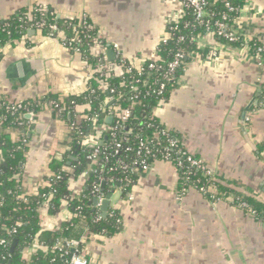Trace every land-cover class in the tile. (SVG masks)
I'll list each match as a JSON object with an SVG mask.
<instances>
[{"label": "crops", "instance_id": "1", "mask_svg": "<svg viewBox=\"0 0 264 264\" xmlns=\"http://www.w3.org/2000/svg\"><path fill=\"white\" fill-rule=\"evenodd\" d=\"M37 5L61 19L87 13L106 43L102 50L107 61L116 60L114 45H118L135 68L155 59L168 24L183 13L180 0H0V22ZM32 31L3 49L0 96L16 103L50 94H83L91 81L81 57L65 49L59 39ZM235 32L247 45L253 40L264 45V0H246ZM198 44L209 54L187 66L154 115L222 181L264 204V107L259 106L258 84L264 78L263 66L247 45L224 47L211 33ZM105 117L107 124L112 116ZM27 120L28 152L18 182L23 194L35 195L48 186L54 175L50 165L69 150L71 134L49 110ZM2 133L14 143L21 141L18 131ZM88 177L87 173L71 180L73 194H83ZM178 182L174 166L155 162L129 197L117 189L111 208L122 214L121 232L112 239L93 237L84 249L86 259L92 264H264V222L231 201L212 204L194 189L178 202ZM65 208L55 217L42 209L43 229H59L69 218ZM21 251L27 262L35 252Z\"/></svg>", "mask_w": 264, "mask_h": 264}, {"label": "trees", "instance_id": "2", "mask_svg": "<svg viewBox=\"0 0 264 264\" xmlns=\"http://www.w3.org/2000/svg\"><path fill=\"white\" fill-rule=\"evenodd\" d=\"M203 1L205 14L202 20L196 19L193 9L185 8V15L179 23L171 30L167 29L171 38L159 46L154 61L144 63L143 71L134 69L132 72H124L122 76L105 77L98 72L100 66H104L106 70V67L119 64V61L108 62L106 55L102 60L95 56L96 47L100 44L102 49H105L106 43L99 38V30L90 20L89 24L93 25V28L88 29L83 27L80 20L58 19L49 9L47 12L34 14V19L31 20L26 18L28 11L21 10L0 22V50L28 37V30L36 29L38 23L45 25L41 33L45 36L50 33L48 28L51 25L57 26L59 33L65 34L68 43H72L77 35L80 36L83 44L79 47V56L94 73L93 80L83 94L67 97L50 94L38 100H27L18 111L12 110L15 102L11 103L0 96V241H6L4 246L0 245V264H70L72 255L84 254L87 243L93 237L112 239L121 232V212L110 208L108 215L103 217L101 209L93 206L96 198L94 188H100L103 198L117 189L127 198L145 172L141 165L143 160L150 167L155 162H164L162 154L168 147L167 137L157 138V134L167 129L155 117L154 111L177 87L187 66L195 58L209 54L210 50H202L199 47V39L211 33L224 47L239 49L247 45L244 37L238 34H235V41L220 36L217 27V23H222L228 31L234 32L235 23L246 0ZM227 3L233 8L232 11L226 6ZM247 46L256 56L263 44L253 40ZM69 52L75 54L72 50ZM180 52L184 54L181 65L167 79L168 66ZM2 60L1 52L0 63ZM152 63L158 69L149 70ZM162 84H166V88L164 94L158 96L157 92ZM260 89L264 90V84L260 85ZM259 98H262L261 93ZM47 110L56 117L58 115L57 118L68 128L77 124L80 129L71 132L69 150L63 153L62 159L52 161L50 169L54 175L47 180H52L51 184L40 188L35 195H26L21 191L18 182L23 171L25 154L28 152L25 132L30 124L25 116L33 113L36 117ZM125 110L129 111V116L126 122H123L116 118V114ZM103 115L115 117L114 122L108 126ZM95 121L102 127L100 139L103 144H98V154L94 153L95 148L91 145L84 144L85 140L99 133L91 128ZM9 129L20 133V142L14 143L8 135L2 133ZM169 134L179 140L176 133L169 131ZM118 143L121 145L119 150L116 148ZM148 151L155 157L151 158L150 154H147ZM168 153L171 162L176 164L174 150ZM89 155L95 156L94 161L86 160ZM120 162H124L128 167L127 171L121 168ZM177 172L179 192L184 189L189 191L203 186L210 187L208 178L196 170L193 171L194 176L190 175L189 182H186V170L178 169ZM87 173L90 177L86 180V189L82 195L76 196L70 188L71 180H79ZM196 179H200L201 184H195ZM214 185L218 198L232 203L234 201V205L239 199L254 208L258 217L264 215L262 202L243 195L218 176ZM204 197L213 202L210 193ZM45 208L49 215L54 217L59 216L65 208L69 218L57 230H44L41 210ZM13 230H16V233L10 234ZM66 242L75 244L74 252L65 247ZM14 244L16 246L13 248ZM25 248L35 251L29 262L24 260L21 251Z\"/></svg>", "mask_w": 264, "mask_h": 264}, {"label": "built area", "instance_id": "3", "mask_svg": "<svg viewBox=\"0 0 264 264\" xmlns=\"http://www.w3.org/2000/svg\"><path fill=\"white\" fill-rule=\"evenodd\" d=\"M180 3L182 6V9H183V13L178 20L170 22L167 26V29L170 28V30H171L173 26H176L179 23V21L185 15V11H184L185 8L193 9L195 12V16H196L197 20L200 21L204 18L205 2L203 0H180ZM226 6L228 8H230L231 11L233 10V8L230 6V4L227 3ZM48 10H49V8L44 6V5H37L34 8H32L30 11L27 12L26 18H28L29 20H31L32 18L34 19V14L39 13V12H47ZM224 19H226V17ZM66 20H69V21L80 20L83 27L88 28V29L93 28V25L89 24V20L91 21V19L87 13H84V14L80 15L79 17L70 18V19H66ZM44 26L45 25L43 23H38L36 25V29L30 28V30H34L36 32L42 33ZM217 27H218L220 36H223V37L229 39L230 41H235L237 39L235 37V34H237V33L235 31L234 32L228 31L224 24L217 23ZM48 29L50 32L47 35L48 38L59 39L61 41L62 45L65 47V49H67L68 51L72 50V51H74V53L76 55L79 56V54H80V48L79 47L82 46V44H83V39L80 36L77 35L74 38L72 43H68L65 34L61 33V32L59 33L57 26L51 25V26H49ZM30 30H28V31H30ZM99 38L102 39L100 35H99ZM170 38H171V34L167 31V35L162 40L161 44L166 43ZM159 46H158V48H159ZM158 48L156 49V53H157ZM95 50H96L95 56L100 58V60H102V57H104L105 52L102 50V47L100 46V44L96 47ZM114 50L116 52V60L119 61V64H112L109 67H106L107 68L106 70H104L105 69L104 66H100V68L98 69V72L101 74V76H105V77H110L111 75L122 76L124 74V72H132L134 69L139 70V71H143L142 65L144 63H146L147 61L143 62V64L140 67L135 68L133 65H131L129 62H127L124 59V57L120 51V47L118 45H114ZM1 52L3 53V50H0V53ZM256 56H257L258 60L260 61L261 65L263 66V72H264V45L258 49V54ZM183 58H184L183 53L180 52V53L176 54L174 60L168 66V72L166 74L167 79L170 77L171 74H173L177 70V68L180 67L181 61ZM149 61H154V59L149 60ZM87 68H89V67L87 66ZM156 69H158V68L154 63L149 65V70L152 71V70H156ZM89 71H90V81H92L94 73L92 72V70H90V68H89ZM258 84L259 85L264 84V78H263V80H259ZM165 88H166V84H162L160 87V90L157 92V95L162 96L164 94ZM261 94H262V98L259 102V106L264 107V90L261 91ZM22 108H23V102H16L14 107H12V110L18 111ZM27 115L34 117L33 113H29ZM128 116H129V111H127V110L121 111V112L116 114V118L123 121V122H126V120L128 119ZM57 117H58V115H57ZM114 119H115V117H113V122H114ZM91 128L94 131H98L99 133L90 137L88 140H85L84 144L85 145H91L93 148H95L94 153L98 154L100 152L98 144H99V142H101L100 132L102 131V127L98 126L96 124V121H95V123H93L91 125ZM79 129H80V127L77 124H75V125H72L71 128H69V132L71 134V132L78 131ZM159 136L167 137L168 147H166V149L164 150V152L162 154L163 159H164V163L174 166L176 168V170H178V169L179 170H186L187 175H188V177H186V182L187 181L189 182V180L191 178L190 175H193L194 170L200 172L203 177L208 178V181L210 183V187L207 188V187L203 186V187H201L199 189H195V190L200 195H202L203 197L207 193H210L212 195V199H213V202H210L212 204H217L219 202H222L223 200L217 197L216 189L214 188L215 178L217 176L214 168H212L210 165H208L202 159H199V158L195 157L194 155H192L186 149V147L182 144V142H180L179 140L172 138L170 136L168 130H162L161 132H159L157 134V138H159ZM116 148H117V150H119L121 148V145L118 143L116 145ZM173 150H174L176 157H177L176 164H173L171 162L170 155L168 153V152H171ZM117 153H118V151H117ZM147 154H150L151 158L155 157V155L151 154L150 151H148ZM139 155H141V153H139ZM94 158H95L94 155L86 156V160L89 162L94 161ZM119 165L121 166V168L123 170H125V171L128 170V167L124 164V162H120ZM141 165L143 166V170L145 172L151 168L149 166V164L146 163L145 160H143L141 162ZM51 181L48 182V185L51 184ZM194 182H195V184H201L200 179H196ZM187 192L188 191L185 189L182 192H179V195L177 196L176 200L178 202H181ZM94 193L96 195V199H98V201H99V204L97 207L100 208L101 203L105 200V198H103L101 196L100 188L98 186L94 188ZM233 203H234V201H233ZM235 207L241 211L248 213L249 216L254 217V218L264 222V215H262L261 217H258L255 209L250 207L246 202L240 201L238 199L237 201H235ZM15 233H16V230L10 231V234H15ZM101 237H103V236H101ZM5 244H6L5 240L0 241V245L4 246ZM57 246L59 247L60 245L58 244ZM65 247L67 249H71L73 252L75 250V248H74L75 244L72 242H66ZM61 248H64V247L61 246ZM67 253H68V251L65 252V254H67ZM70 264H92V263H90L86 259L85 255H83V254H80V255L79 254H73Z\"/></svg>", "mask_w": 264, "mask_h": 264}, {"label": "water", "instance_id": "4", "mask_svg": "<svg viewBox=\"0 0 264 264\" xmlns=\"http://www.w3.org/2000/svg\"><path fill=\"white\" fill-rule=\"evenodd\" d=\"M58 19H61V17L58 16ZM32 33L35 34L36 32L32 31ZM103 117H105V116L103 115ZM25 118L26 119H31L32 117L30 115H26ZM112 123H113V117L107 118V124L111 125ZM108 133H109V131H108ZM102 144H103V141L99 142V145H102ZM71 160L76 161V159H74V158H71ZM104 186H105V184L103 183L102 187H104ZM113 193L108 194L107 197L105 198V200L101 203L100 209H101V212L103 213V217H106L108 215V212H109V210L111 208V200H112V197H113ZM98 204H99V201H98V199L95 198L94 201H93V206L97 207ZM15 245L16 244H14L13 248L15 247Z\"/></svg>", "mask_w": 264, "mask_h": 264}]
</instances>
